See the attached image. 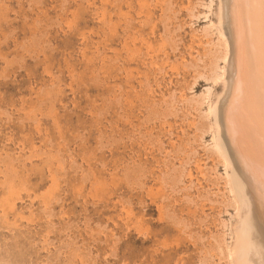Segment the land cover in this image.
<instances>
[{
  "label": "rangeland",
  "instance_id": "rangeland-1",
  "mask_svg": "<svg viewBox=\"0 0 264 264\" xmlns=\"http://www.w3.org/2000/svg\"><path fill=\"white\" fill-rule=\"evenodd\" d=\"M219 1L0 0V264L236 263Z\"/></svg>",
  "mask_w": 264,
  "mask_h": 264
},
{
  "label": "bare ground",
  "instance_id": "bare-ground-1",
  "mask_svg": "<svg viewBox=\"0 0 264 264\" xmlns=\"http://www.w3.org/2000/svg\"><path fill=\"white\" fill-rule=\"evenodd\" d=\"M219 4L220 16L219 13L217 16L222 31L218 32H223L226 39L219 36L217 39L219 50L223 47L221 58L228 61L229 66L226 65V72L221 73L226 74V78H222L226 82L222 93L217 103L212 104L215 105L218 127L215 130L218 131L222 155L226 165L231 166L229 174L224 169V179L227 175L226 181L231 183L240 200L238 215L235 214L238 220L233 223L236 233L233 235L237 241L234 242L236 245L228 246L229 260H235L234 264H264V0H220ZM210 25L212 29L214 23ZM216 75L220 76L219 73ZM215 144L218 148L219 143L218 146L217 142Z\"/></svg>",
  "mask_w": 264,
  "mask_h": 264
}]
</instances>
